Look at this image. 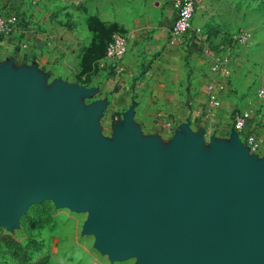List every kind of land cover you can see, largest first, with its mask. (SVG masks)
Masks as SVG:
<instances>
[{
	"label": "water",
	"instance_id": "obj_1",
	"mask_svg": "<svg viewBox=\"0 0 264 264\" xmlns=\"http://www.w3.org/2000/svg\"><path fill=\"white\" fill-rule=\"evenodd\" d=\"M5 66L12 69L13 60ZM28 74L16 82L26 86ZM16 90L0 84L13 124L6 117L7 128L0 127L2 226L28 201L55 196L59 204L90 212L87 231L114 259L264 264V181L246 184L243 165L197 161L186 153V143H178L160 170L154 148L132 133L109 163L89 147L81 127L53 118L49 109L35 118L33 99Z\"/></svg>",
	"mask_w": 264,
	"mask_h": 264
},
{
	"label": "rangeland",
	"instance_id": "obj_2",
	"mask_svg": "<svg viewBox=\"0 0 264 264\" xmlns=\"http://www.w3.org/2000/svg\"><path fill=\"white\" fill-rule=\"evenodd\" d=\"M108 1H102L100 13L101 6L96 5L99 0H1L0 6L6 14L17 16L19 24L24 22V34L28 28L30 31H45V47L38 60L42 63L40 69L49 80L60 78L69 83L85 85L87 89H100L103 86L107 94L128 93L125 98H118L124 105L121 110H107L104 113L86 111L83 106L74 108L73 99H61L60 108L57 109L47 108L33 99L35 118H41L48 109H53V118L63 116L74 126L81 127L89 147L109 163L116 158L118 149L132 133L154 148L155 167L163 170L175 148L157 143L160 134L156 130L158 115L145 112L148 99L143 96L148 91L142 89L141 84L146 79V69L141 64L135 72L123 76L119 70L115 78L105 56L106 45L113 34H127L125 25L112 21ZM138 1L134 0V5ZM201 3L204 13L211 12L214 23L224 29L223 41L229 42L231 37L241 32L251 36L244 50L249 55L247 61L257 65V82L253 85L258 95L264 89V0H199V5ZM152 6L151 9H157L154 4ZM34 15L37 19L46 16L48 27H43L38 20L34 21ZM19 24L11 38L18 36L20 39ZM12 85L18 88L16 91L20 95L26 87L24 81L23 85L19 81L6 84ZM258 97L264 103V96ZM112 100L109 98L107 102L111 104ZM80 101L84 105L95 103L94 96L82 97ZM234 109L229 114L231 126ZM9 110L8 105L7 119L12 124ZM248 112L253 117L249 129H257L264 145V108ZM173 131L174 134L178 133ZM22 143L26 149L25 137ZM89 216V211L79 212L70 202L59 204L55 196L28 201L21 211L9 213L11 223L8 226L0 223V264H26L27 261L48 255L51 257L50 254L55 259L51 257L49 264H138L135 256L114 259L106 252L99 253L94 248L95 234L91 231L82 233Z\"/></svg>",
	"mask_w": 264,
	"mask_h": 264
},
{
	"label": "crops",
	"instance_id": "obj_3",
	"mask_svg": "<svg viewBox=\"0 0 264 264\" xmlns=\"http://www.w3.org/2000/svg\"><path fill=\"white\" fill-rule=\"evenodd\" d=\"M102 1L96 2L101 6L99 13ZM176 1L140 0L135 5L134 0L108 1L112 21L125 25L129 38V51L119 68L121 75L135 72L141 64L146 69V79L141 84V88L148 91L143 96L148 99L145 112L158 115L159 145L175 148L178 143H186V153L189 152L197 161L214 163L223 159L243 165L245 183L260 185L264 181V145L262 143L261 153H247L245 143L239 136H234L229 121L230 111L234 108L253 112L264 108L253 85L257 82V65L247 61L249 55L245 47L239 46L234 53L224 49L229 43L223 41L224 29L214 23L211 12L204 13L203 3L198 7L194 27L202 28L204 36H196L187 48L171 45L169 29L177 13ZM152 4L157 9H151ZM44 17L37 19L34 15L33 20L48 27L49 20ZM23 26L22 21L18 29L20 39L14 36L0 46L1 85L16 82L19 75L29 73L25 91L31 100L37 99L47 108H60L63 98L75 100L74 108L83 106L86 111L95 113L123 108L118 98H125L128 93L107 94L103 86L87 89L85 85L60 78L49 80L47 76L34 72V66L42 67L38 59L45 47V31H30L28 28L24 34ZM225 57L229 60L223 65ZM10 60L14 66L6 69L5 65ZM217 63L223 66L221 70L213 71ZM10 87L15 88L13 85ZM87 96H94L95 103L84 105L80 99ZM213 97L220 102L219 107L213 105ZM109 98L114 99L111 104L107 102ZM7 110V101L0 97L2 128H7ZM172 129L178 133L174 134ZM14 134L20 136L16 131ZM87 223L82 229L83 234L87 231ZM94 248L101 254L105 252L97 244V239ZM50 255L54 260V255Z\"/></svg>",
	"mask_w": 264,
	"mask_h": 264
},
{
	"label": "built area",
	"instance_id": "obj_4",
	"mask_svg": "<svg viewBox=\"0 0 264 264\" xmlns=\"http://www.w3.org/2000/svg\"><path fill=\"white\" fill-rule=\"evenodd\" d=\"M175 6L177 13L169 29V43L173 46L189 47L195 40L196 36H204L202 28L194 27V20L198 12L199 0H177ZM18 17L9 15L4 12L0 6V46L9 40L15 33L18 26ZM251 36L247 32H241L229 39L225 50L234 53L239 46L245 47L250 42ZM129 51V38L127 34L117 32L112 36L111 41L106 48V59L111 64L110 70L115 73V78L119 74L121 62L126 58ZM229 58L225 57L223 65L228 62ZM222 64L217 63L213 66V71L221 70ZM259 96H264V89L258 92ZM215 107L220 106L216 97L212 99ZM252 115L248 111L234 109L231 113L232 129L243 140L245 145L252 153L262 152V139L257 129H249L252 121Z\"/></svg>",
	"mask_w": 264,
	"mask_h": 264
},
{
	"label": "trees",
	"instance_id": "obj_5",
	"mask_svg": "<svg viewBox=\"0 0 264 264\" xmlns=\"http://www.w3.org/2000/svg\"><path fill=\"white\" fill-rule=\"evenodd\" d=\"M111 39H112V37H111ZM111 39L108 41V43L111 41ZM108 43H107V45H108ZM107 45H106V48H107ZM106 48H105V53H106ZM49 257L50 256L48 255L47 257H42V258L37 259L35 261H29V262L26 260L27 261L26 264H49L51 262V257H50V259H49Z\"/></svg>",
	"mask_w": 264,
	"mask_h": 264
}]
</instances>
